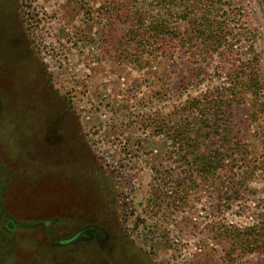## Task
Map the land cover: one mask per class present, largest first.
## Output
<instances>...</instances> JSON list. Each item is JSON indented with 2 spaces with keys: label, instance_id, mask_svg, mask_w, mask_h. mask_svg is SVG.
Instances as JSON below:
<instances>
[{
  "label": "rangeland",
  "instance_id": "rangeland-1",
  "mask_svg": "<svg viewBox=\"0 0 264 264\" xmlns=\"http://www.w3.org/2000/svg\"><path fill=\"white\" fill-rule=\"evenodd\" d=\"M105 1L0 0V264H105L119 251L131 256L107 264H264L223 236L264 204L261 170L230 183L234 167L264 156V130L237 106L240 148L227 146L228 170L212 176L173 142L177 110L227 86L221 50L200 66L179 49L169 61L114 51ZM221 2L264 79V0Z\"/></svg>",
  "mask_w": 264,
  "mask_h": 264
},
{
  "label": "trees",
  "instance_id": "trees-1",
  "mask_svg": "<svg viewBox=\"0 0 264 264\" xmlns=\"http://www.w3.org/2000/svg\"><path fill=\"white\" fill-rule=\"evenodd\" d=\"M105 2L108 10L104 15L109 16L104 26L108 33L115 35L110 36L111 42L113 41L110 47L114 51L119 47L126 54L139 51L140 55L152 56L155 53L169 61L174 59L173 51L179 49L183 51L182 55L188 57L189 64L200 66L202 65L199 64L200 59L207 62L214 57L211 49H214V52L221 50L217 55L223 59L221 61H227L229 65L225 74L228 80L227 86L217 89L215 93L201 94L189 101L181 110H177L176 113L180 115L183 123L176 124L177 130L173 134L175 137L173 142L179 147L185 145L193 148L195 154L193 161L205 175L212 176L221 167L228 170L223 164L228 158L226 147L231 146L234 152L240 148L237 142L231 140L229 129L232 123L231 115H234L237 106H243L247 122L258 126L257 129L264 130V79L259 73V55L253 44L248 50H243L246 46L240 44L243 36L241 25L236 28L237 25L232 26L226 20L235 15L228 12L229 8L226 9L221 0H106ZM118 19L122 21L121 29L117 23ZM118 32L121 34L123 32V38L114 44ZM236 45L239 47L235 48ZM245 55L249 57L248 60H245ZM188 112L195 113L197 119L190 118ZM187 119L191 121L188 122ZM213 132L217 134V142L220 143L224 153L210 150V144L213 143L210 137ZM201 144L206 146L205 152H198ZM251 165L255 167L250 169ZM234 168L238 169L233 177L235 182L230 178L232 180L230 183L238 186V190L249 178H252L256 170L259 169L264 173V156L253 161H244L243 166ZM234 168L230 169V174ZM45 225H48V222ZM233 229L234 231L230 233L224 228L223 233L231 246H237L238 243L247 244L251 251L264 254L263 203L259 215L251 226ZM95 240L99 242V239ZM86 242H89L87 245H91L95 241ZM101 248L102 246H99L98 251ZM81 250L78 249L79 252ZM121 253L124 257L131 256L119 251V254L115 253L116 256L107 254L102 257L106 259L105 264H107V261L120 257Z\"/></svg>",
  "mask_w": 264,
  "mask_h": 264
}]
</instances>
